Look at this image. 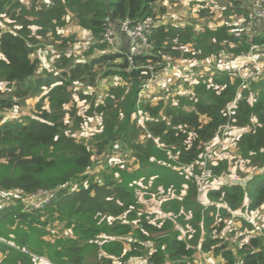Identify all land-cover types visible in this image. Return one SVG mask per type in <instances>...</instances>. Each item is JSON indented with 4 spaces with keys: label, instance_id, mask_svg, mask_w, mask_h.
Segmentation results:
<instances>
[{
    "label": "trees",
    "instance_id": "obj_1",
    "mask_svg": "<svg viewBox=\"0 0 264 264\" xmlns=\"http://www.w3.org/2000/svg\"><path fill=\"white\" fill-rule=\"evenodd\" d=\"M160 1L43 0L41 5L26 7L20 0H0V74L9 90L6 97L4 93L0 97V113L22 104L34 92H41L37 102H48L41 106L39 118L3 120L0 114V167L4 168L0 196H13L0 206V264H36L41 252L48 253V264H85L92 252L95 264H129L132 258L145 264H196L197 248L218 258L217 264H234L236 259L242 264H264V235H251L237 245L222 234L232 212L264 204V171L250 175L244 186L221 183L210 187L207 198L214 203L205 207L196 181L205 143L218 136L227 123L249 127L237 139L241 158L251 166L264 164V83L250 101L248 89L237 94L241 78L221 73L213 77V83L197 84L198 96L181 97L179 106L141 102L143 128L133 119L139 90L152 71L178 56L202 59L224 49L242 55L252 45L262 44L264 33L235 36L233 25L196 31L190 24L165 23L155 26L147 44L130 58L124 51H111L97 42V53L92 49L81 59L63 54L55 70L37 71L39 59L33 56L31 45L38 36L57 34L68 13L75 24L99 38L107 24L118 28L125 19L136 22L155 14L156 7L164 11L156 5ZM213 1L231 3L230 12L245 17L247 24L251 0ZM187 45L190 51H185ZM114 74L129 87L112 86L109 96L99 104L92 101L85 112L87 116L95 110L103 114L97 142L100 152L116 139L132 150L139 166L119 181L96 179L89 171L91 149L65 127V106L76 92L73 84L93 85ZM78 96L85 97L80 91ZM230 103L234 105L229 107ZM68 112L81 123L83 116L75 104ZM142 130L147 136L137 140ZM185 166L192 169L189 176L177 168ZM210 168L215 177L228 169V162L224 159ZM132 179L173 189L174 195H166L161 202L160 218L154 221L153 213L138 210L137 182L132 184ZM39 190L52 193L48 202L40 207L24 202ZM59 224L71 231L69 236L55 232ZM47 235L54 238L47 241ZM22 247H28L34 256L24 253Z\"/></svg>",
    "mask_w": 264,
    "mask_h": 264
},
{
    "label": "rangeland",
    "instance_id": "obj_2",
    "mask_svg": "<svg viewBox=\"0 0 264 264\" xmlns=\"http://www.w3.org/2000/svg\"><path fill=\"white\" fill-rule=\"evenodd\" d=\"M20 2L26 7H30L31 3L36 5H41L43 0H20ZM225 2L213 1V0H162L156 5L163 7L165 10L160 11L158 7L155 8L156 14L166 15V24L171 25H183L190 24L196 31H202V28L207 26L216 27L219 25L227 24L233 25L232 28L235 30L242 29L247 26L245 23L246 18L241 17L240 14L230 12L231 3L226 6L222 4ZM249 1L247 2V7ZM8 21L10 18L6 17ZM65 25L57 27V34H51L48 32L45 36H38L37 42L31 45L32 54L39 59V64L37 71L42 72L44 69L55 70L57 64L59 63V58L61 55L66 54L73 59H81L85 55L89 54L93 49V54L97 53L99 50L97 44H92L87 51H80L78 45L82 36L88 32L87 30L79 27L74 23L70 14L65 16ZM179 23V24H177ZM51 29H48V31ZM252 32L251 34H253ZM190 51L191 46L187 45ZM218 53V52H217ZM217 53H212L210 55H217ZM228 52L226 49L220 52L216 57L219 61L218 67L212 62V66L207 69L201 62L206 58L178 56L171 62L172 66H177L178 70L174 72L170 77V82L164 89L160 91H155L152 93L154 98L152 100L143 101L141 100L137 103V110L133 114V119L136 120L137 124L143 128L144 125V113L141 112L139 104L141 102H147L150 104H156L161 101L165 105L176 104L179 106L181 97L191 98L198 93L195 91V86L197 84L203 83H213L212 79L215 76H219L221 73H229L231 77L241 78L243 83L237 91H241L243 88L248 89L249 99L253 101L256 98L257 92L263 87L259 88L260 85L264 83V42L262 44H257L250 48L247 53H252L255 55L256 63L242 59L238 54ZM1 55V54H0ZM2 57V56H1ZM53 72V71H52ZM3 77L0 74V97L4 93V97L7 96L9 91L6 86L3 85ZM96 84L89 85L85 82L76 81L73 85L76 88V92L73 93V100L66 104V115L65 121L67 123L66 131L73 134V137L78 141L84 142L92 152V165L89 171L92 175L99 180L112 179L114 181H119L123 179V175L128 172H132L139 165L134 163V157L132 155V150L130 148L123 147L121 141L114 140L109 145H106V149L100 152L97 147V142L99 141V133L103 129V114L95 110L92 116H87L85 112L92 101L95 104L101 103L110 94V88L114 85H118L122 88L129 87V84L122 79L119 75H109L104 78H100ZM81 92L85 97H79L78 92ZM37 94V95H36ZM41 95L34 92L30 98L24 100L22 104L16 105L11 109L1 112L3 120L12 119H22L26 121V117H41L40 111L41 106H47L48 102L45 100L44 103L37 102V99ZM75 104L77 112L79 115L83 116L81 123H76L69 114L70 107ZM234 104L230 103L229 107ZM187 109H193L191 105H182ZM228 107V109H230ZM24 111V112H23ZM230 113V110H229ZM202 120H206L204 116H201ZM143 124V125H142ZM229 128L227 130H222L221 133L213 139H210L204 148V151L200 155V159L197 163L198 168L202 172L218 161L224 159L228 162V169L215 176L209 178L198 177L199 184V194L205 190V188L211 187V181H217L216 184L221 182H226L231 179H236L237 177H245L247 175H252L256 173H261L264 171V164L262 166L254 165L251 166L249 163L241 158L240 150L237 147V139L249 130V127H235L230 123L225 124ZM224 125V126H225ZM64 127V128H65ZM64 130V132L66 133ZM147 134L145 131L139 132L136 137L137 140H144ZM133 160H132V159ZM181 169L185 175L189 176L192 171L191 167H177ZM4 171L3 167H0V173ZM202 174V173H201ZM182 177V175H179ZM131 180V177L128 178ZM240 180V179H239ZM137 182V186L134 188V192L137 199V206L139 211L153 213L152 220H156V214L158 216L162 215L160 210L161 202L165 199L166 195H174L172 188L164 189L162 186L153 185L152 181L144 182L142 179L136 180L132 179V184ZM45 194L40 196L27 198L28 203L38 202ZM7 200L13 199V196L6 193L0 196V199ZM219 203H217L218 205ZM160 210L158 212L157 210ZM64 224V223H63ZM63 224H59L55 232L60 233V236H69L71 231L65 230ZM178 227L182 229V226L178 224ZM226 229L222 231V234L231 244H241V242L248 241L251 235L258 234L260 236L264 235V204L260 207L249 210L243 209L242 211H234L231 216L226 218ZM51 228V226H50ZM54 232V233H55ZM54 237L51 235L45 236L47 241H50ZM27 251L24 252L29 255H33L26 247ZM1 254L3 252L0 250ZM198 254V253H197ZM196 254V264H201L199 257ZM34 258V257H33ZM49 258L47 252H41L36 257V264H44ZM202 259V258H200ZM218 259V258H217ZM217 259L213 260L209 258L210 264H217ZM96 262V257L94 253L85 260V264H90ZM49 263V262H48ZM101 264H106L104 261ZM129 264H145L143 260H138L135 258L130 259Z\"/></svg>",
    "mask_w": 264,
    "mask_h": 264
},
{
    "label": "built area",
    "instance_id": "obj_3",
    "mask_svg": "<svg viewBox=\"0 0 264 264\" xmlns=\"http://www.w3.org/2000/svg\"><path fill=\"white\" fill-rule=\"evenodd\" d=\"M248 23L247 26L244 28V30H236L234 32L235 36H239L243 33L251 34L252 31L250 29L249 23L251 20L259 19L261 22V28L260 32L264 33V0H251L250 1V11L248 13ZM166 15L165 14H153L148 15L136 22H132L128 19L123 20L121 23H119L118 28H115L111 24L105 25V29L100 33L99 38H96L91 32H86L80 42H79V49L80 51H87L89 47L94 43H105L111 51H119L117 42H118V33H123L128 39H129V47L127 55L130 58L132 54L136 53L140 47H144L147 44L148 36L152 29L161 24L166 23ZM119 31V32H118ZM252 45L250 48H253ZM220 54L217 53V55H208L201 63L209 69V67L212 66V62L216 67L219 65V61L216 59V57ZM242 59H246L247 61H250L252 63H256L255 55L252 53L248 54H242L240 55ZM150 69H153L152 66H149ZM178 70L177 66H172L171 64L163 66L157 71H152L150 77L143 82L142 87L139 90L137 102L139 103L141 100L148 101L152 100L154 96L152 95L155 91H160L167 87V85L170 82L171 75ZM229 127L224 126L223 130H227ZM210 141V140H209ZM205 143V147L206 144ZM202 173V174H201ZM201 173L196 176L197 184H199L198 177L200 178H209L214 177L212 170L210 167L206 168L203 172L201 170ZM250 175H247L245 177H237L236 179H231L226 182L221 183H239L242 186H244L245 182L249 178ZM240 179V180H239ZM41 194H45L38 202L36 203H28L26 199H24V202L28 205H31L32 207H40L43 205L44 202H48L50 198L52 197V193H48V191L39 190L36 193L30 195L27 198L40 196ZM8 201V200H7ZM6 201V202H7ZM5 204V198L0 199V206ZM24 252L27 250L23 247L22 248ZM199 251V249H198ZM2 257V254L0 252V259ZM200 257L202 260L205 261V263L208 261V257L204 253H200ZM169 264V263H166ZM234 264H242L240 259H237Z\"/></svg>",
    "mask_w": 264,
    "mask_h": 264
},
{
    "label": "crops",
    "instance_id": "obj_4",
    "mask_svg": "<svg viewBox=\"0 0 264 264\" xmlns=\"http://www.w3.org/2000/svg\"><path fill=\"white\" fill-rule=\"evenodd\" d=\"M248 20V19H247ZM247 23H248V21H247ZM177 24H179V23H177ZM249 26H250V29H251V31L252 32H254V33H259L260 32V28H261V22H260V20L259 19H255V20H251L250 21V23H249ZM119 32V31H118ZM129 39L123 34V33H121V32H119L118 33V42H117V48H118V50L119 51H124L125 53H127L128 52V47H129ZM24 112V111H23ZM215 182H217V181H211L210 183H211V187H218L220 184H216ZM210 188V187H209ZM209 188H205V190L203 191V192H201L200 194H199V200H200V202L202 203V205L205 207V205H207V203H209L210 201H209V199L207 198V191H208V189ZM199 193V192H198ZM221 206H223V204H221V203H219ZM158 212H160V210H159V208H158V210H157ZM233 213V212H232ZM156 216V218H160L161 216H158L157 214L155 215ZM227 228V227H226ZM225 228V229H226ZM224 229V230H225ZM224 236V235H223ZM224 239L226 240V241H228L227 239H226V237L224 236ZM229 242V241H228ZM246 242V241H245ZM245 242H243V243H245ZM230 243V242H229ZM242 242H241V244H243ZM241 244H239V245H241ZM198 254H197V256L200 258V253L199 252H197ZM209 258H211V257H209ZM211 259H213V258H211ZM200 260V263L201 264H210V261L208 260L206 263H205V261L204 260H202V259H199ZM214 260V259H213ZM218 260V259H217ZM145 263V262H144Z\"/></svg>",
    "mask_w": 264,
    "mask_h": 264
},
{
    "label": "clouds",
    "instance_id": "obj_5",
    "mask_svg": "<svg viewBox=\"0 0 264 264\" xmlns=\"http://www.w3.org/2000/svg\"><path fill=\"white\" fill-rule=\"evenodd\" d=\"M220 52H221V51H220ZM239 56H240V55H239ZM198 192H199V188H198ZM210 203H214V202H209V203H207V205L210 204ZM216 204H217V203H216ZM207 205H205V206H207ZM22 248H23V247H22ZM198 249H199V248H197L196 254H197V252H199V253L202 252V251H200V250L198 251ZM202 253H204V252H202ZM204 254H205V255L208 257V259H209V256H208L206 253H204ZM200 258H201V257H200ZM200 258H199V259H200ZM236 260H237V259H236ZM44 264H48V261L46 260V262H45Z\"/></svg>",
    "mask_w": 264,
    "mask_h": 264
},
{
    "label": "bare ground",
    "instance_id": "obj_6",
    "mask_svg": "<svg viewBox=\"0 0 264 264\" xmlns=\"http://www.w3.org/2000/svg\"><path fill=\"white\" fill-rule=\"evenodd\" d=\"M200 181V180H199Z\"/></svg>",
    "mask_w": 264,
    "mask_h": 264
}]
</instances>
